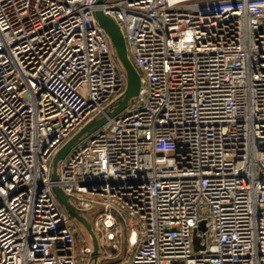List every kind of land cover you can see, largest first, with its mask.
I'll use <instances>...</instances> for the list:
<instances>
[{
	"label": "built area",
	"instance_id": "built-area-1",
	"mask_svg": "<svg viewBox=\"0 0 264 264\" xmlns=\"http://www.w3.org/2000/svg\"><path fill=\"white\" fill-rule=\"evenodd\" d=\"M97 10L141 81L114 118L127 78ZM54 186L92 214L97 262ZM123 248L119 264H264V0H0V264Z\"/></svg>",
	"mask_w": 264,
	"mask_h": 264
},
{
	"label": "water",
	"instance_id": "water-1",
	"mask_svg": "<svg viewBox=\"0 0 264 264\" xmlns=\"http://www.w3.org/2000/svg\"><path fill=\"white\" fill-rule=\"evenodd\" d=\"M105 0H97V5H102ZM95 18L97 19L99 25L105 30L108 34L112 46L115 50L116 57L123 68L126 78H127V88L125 90L123 98L117 103V106L108 114L109 118H114L120 113H122L126 107L128 106L129 102L139 94L141 81L138 72L136 71L134 65L129 60L128 52H127V45L123 33L119 27V25L112 19L111 17L105 15L101 10H97L95 12ZM107 122L106 117H102L100 119H95L83 127L68 143H66L61 150L56 154L53 160V173H52V180L56 181L58 179L57 175V166L60 161L64 160L71 150L79 144V142L85 138L86 136L94 133L101 127L105 125ZM53 192L57 197L58 201L61 205L66 209L69 215L77 220L90 234L92 238V245H93V254L92 259L93 261L97 262L98 258L100 257L99 253V243L97 240L96 235L92 230V225L88 218L84 215H81L74 206L69 202L68 196L65 195L62 189L59 187L54 186ZM204 224H201L200 230H204Z\"/></svg>",
	"mask_w": 264,
	"mask_h": 264
},
{
	"label": "rangeland",
	"instance_id": "rangeland-1",
	"mask_svg": "<svg viewBox=\"0 0 264 264\" xmlns=\"http://www.w3.org/2000/svg\"><path fill=\"white\" fill-rule=\"evenodd\" d=\"M86 217L91 219L92 218V214L88 213V214H86ZM99 226H100V228H102L105 231H107L111 227L110 223L108 221H106V219H104V218L102 220H100ZM121 228H122V232L124 234L125 233V226L122 224ZM82 234L84 235V238L90 239L89 238V234L87 235L84 230L82 231Z\"/></svg>",
	"mask_w": 264,
	"mask_h": 264
},
{
	"label": "crops",
	"instance_id": "crops-1",
	"mask_svg": "<svg viewBox=\"0 0 264 264\" xmlns=\"http://www.w3.org/2000/svg\"><path fill=\"white\" fill-rule=\"evenodd\" d=\"M126 257H128V253L125 250V248H123L121 252L114 255V258L111 261H109L108 264H119L121 260H123Z\"/></svg>",
	"mask_w": 264,
	"mask_h": 264
},
{
	"label": "bare ground",
	"instance_id": "bare-ground-1",
	"mask_svg": "<svg viewBox=\"0 0 264 264\" xmlns=\"http://www.w3.org/2000/svg\"><path fill=\"white\" fill-rule=\"evenodd\" d=\"M135 238L133 237L132 240H134Z\"/></svg>",
	"mask_w": 264,
	"mask_h": 264
}]
</instances>
